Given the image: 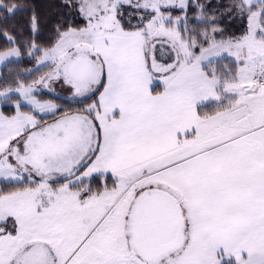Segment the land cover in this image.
Masks as SVG:
<instances>
[{
    "label": "snow or ice",
    "instance_id": "1",
    "mask_svg": "<svg viewBox=\"0 0 264 264\" xmlns=\"http://www.w3.org/2000/svg\"><path fill=\"white\" fill-rule=\"evenodd\" d=\"M61 6L85 24L41 46L35 9L0 0L4 19L31 11L23 46L49 69L0 92L19 94L0 113V264H264V0H232L246 24L226 38L200 0ZM51 82L99 96L61 113L34 95Z\"/></svg>",
    "mask_w": 264,
    "mask_h": 264
},
{
    "label": "trees",
    "instance_id": "2",
    "mask_svg": "<svg viewBox=\"0 0 264 264\" xmlns=\"http://www.w3.org/2000/svg\"><path fill=\"white\" fill-rule=\"evenodd\" d=\"M8 4L17 3V4H26L29 6V9H35L39 14L41 19V30L37 38V43L41 46H47L49 41L54 39L53 29L56 27L58 22H62L64 26H74L82 27L85 24L83 19L76 17L74 9L68 7H62L63 0H6ZM201 3L210 5L207 8L209 15L213 12L217 13V20L219 26L224 29V36L240 34L243 31L246 22H242L238 17L231 18L227 15V10L229 5L232 3V0H200ZM21 11L17 12L15 16L10 19H4L3 14L0 13V51L7 50L10 47H19L21 49V55L15 57V59L10 60L3 64L0 69V91H4L5 88L12 86L14 88L17 82H22L25 84L31 83L32 81L38 79L43 75L48 68L41 67L39 71H36V58L35 56L28 55V49L25 48L24 42L29 41L32 37L30 31V26L27 23L28 17L31 14V11ZM197 11L194 6L189 4V10L187 12L189 19V26L198 30L203 31L205 27V22H198ZM173 16L183 15L179 10H173ZM133 23H136V19H133ZM5 32L13 36L17 41L16 44H9ZM220 38L219 36L217 37ZM38 55V54H37ZM229 63L228 60L221 61V65ZM31 70V71H30ZM102 90V89H101ZM160 88L157 87L156 91H159ZM34 95L40 99H50L52 100L60 109V112L64 111H75L80 108L85 107L87 104L92 103L99 95L97 92L94 96L90 95L88 97H77L71 100L63 99L60 97L53 96L49 92L45 91H35ZM19 99V94H11L9 99H3L0 101V109L4 115L11 116L14 114V104ZM212 105H209L208 108H203L202 111H208ZM21 112L31 111L30 107L22 105L20 108ZM42 122L51 121L57 117L50 115L40 116ZM99 181H91L93 188L96 187ZM85 183H88L86 181ZM108 184L111 186L112 181L109 176ZM14 184L10 183H1L0 190L9 191Z\"/></svg>",
    "mask_w": 264,
    "mask_h": 264
},
{
    "label": "rangeland",
    "instance_id": "3",
    "mask_svg": "<svg viewBox=\"0 0 264 264\" xmlns=\"http://www.w3.org/2000/svg\"><path fill=\"white\" fill-rule=\"evenodd\" d=\"M74 13H75L76 17H78V18H80V19H83V17L80 16V14L78 13L77 10L74 9ZM11 59H13V57L10 58L8 61H10ZM5 62H6V61H5ZM2 63H4V62H2ZM47 71H49V69H48ZM47 71H46V72H47ZM46 72H45V73H46ZM36 91H45V92H49V93L52 94L53 96L60 97V98H63V99H68V100H71V99L77 98V97H75V96L72 95L71 89H70L68 86L63 85L62 82H51V84H50V88H49V89H45V88H43V86H39V87L37 88ZM0 92H2V91H0ZM14 93H15V94H18V93H16L15 91H13V92H11V93L9 94V96H10L11 94H14ZM3 99H4L3 97H0V101L3 100ZM41 101H51L52 103H54V102H53L52 100H50V99H44V100H41Z\"/></svg>",
    "mask_w": 264,
    "mask_h": 264
},
{
    "label": "crops",
    "instance_id": "4",
    "mask_svg": "<svg viewBox=\"0 0 264 264\" xmlns=\"http://www.w3.org/2000/svg\"><path fill=\"white\" fill-rule=\"evenodd\" d=\"M84 20V19H83ZM13 59H15V57H13ZM13 59H11V60H13ZM6 62H8V61H6ZM6 62H4V63H0V69H1V67L3 66V64H5ZM158 83V82H157ZM99 96V95H98ZM38 99V98H37ZM21 105H25V106H27V107H30L26 102H24V101H21ZM31 108V107H30ZM15 112H16V107H15V104H14V114H15ZM0 113H3L2 112V110L0 109ZM13 114V115H14ZM38 115H40V116H45V115H43V114H38ZM52 121V120H51ZM51 121H46V122H51ZM109 176H110V174H109ZM62 182V181H61ZM86 182V181H85ZM1 183H8V182H5V181H3V180H0V186H1Z\"/></svg>",
    "mask_w": 264,
    "mask_h": 264
}]
</instances>
